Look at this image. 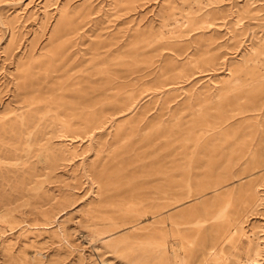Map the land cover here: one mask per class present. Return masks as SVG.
Returning a JSON list of instances; mask_svg holds the SVG:
<instances>
[{
    "label": "rangeland",
    "instance_id": "rangeland-1",
    "mask_svg": "<svg viewBox=\"0 0 264 264\" xmlns=\"http://www.w3.org/2000/svg\"><path fill=\"white\" fill-rule=\"evenodd\" d=\"M263 47L264 0H0V264H264Z\"/></svg>",
    "mask_w": 264,
    "mask_h": 264
},
{
    "label": "bare ground",
    "instance_id": "bare-ground-1",
    "mask_svg": "<svg viewBox=\"0 0 264 264\" xmlns=\"http://www.w3.org/2000/svg\"><path fill=\"white\" fill-rule=\"evenodd\" d=\"M186 22V21H185ZM182 25H184V24H182ZM186 26V25H185ZM264 48V47H263ZM259 55V54H258ZM228 88V87H227ZM231 88V87H230ZM227 90V89H226ZM225 91V90H224ZM236 91V90H235ZM229 92V91H228ZM222 94V93H221ZM223 95V94H222ZM225 96V95H224ZM222 98V97H221ZM208 105V104H207ZM207 105H206V107H207ZM209 107V106H208ZM158 193V192H157ZM172 194V193H171ZM168 195V194H167ZM171 198V197H170ZM156 199V198H155ZM170 200V199H169ZM157 202H159V201H157ZM160 204H163V203H161L160 202ZM154 205V204H153ZM159 206H161V205H159ZM163 207V206H162ZM135 208V207H134ZM168 208H170L169 206H168ZM142 209V208H141ZM165 209V208H164ZM163 209V210H164ZM157 210V209H156ZM141 212V211H140ZM146 212V211H145ZM155 212V211H154ZM160 212V211H159ZM170 214V213H169ZM143 215V214H142ZM142 215H141V217H142ZM154 215V214H153ZM155 215H157V214H155ZM158 215H159V213H158ZM161 215V214H160ZM134 216V215H133ZM144 216V215H143ZM169 216V215H168ZM141 217H139V218H141ZM165 217H166V215H165ZM171 217V216H170ZM135 218V217H134ZM167 218V217H166ZM165 219V218H164ZM135 220H136V218H135ZM134 220V221H135ZM138 222V221H137ZM160 222V221H159ZM157 224V223H156ZM159 224V223H158ZM3 224L2 223H0V227L2 226ZM136 225V224H135ZM138 225V224H137ZM2 229V228H1ZM180 231V230H179ZM174 233V232H173ZM175 233H178V232H175ZM162 236H163V234H162ZM183 238V237H182ZM164 239V238H163ZM173 239V238H172ZM175 239V238H174ZM166 240V239H165ZM180 241V240H179ZM169 242V241H168ZM156 243V242H155ZM166 243V242H165ZM172 243V242H171ZM173 244V243H172ZM175 244V243H174ZM170 245V244H169ZM169 247H171V246H169ZM162 249V248H161ZM160 250V249H159ZM163 250V249H162ZM161 250V251H162ZM175 250H177V249H175ZM169 251H170V249H169ZM163 252V251H162ZM166 252V251H165ZM180 252V251H179ZM169 253V252H168ZM171 254V253H170ZM160 255V254H159ZM172 255V254H171ZM156 256V255H155ZM174 256V255H173ZM180 256H182V255H180ZM185 256V255H184ZM153 257V256H152ZM151 257V258H152ZM168 257H169V255H168ZM172 257V256H171ZM164 258V257H163ZM167 258V257H166ZM159 260V259H158ZM166 260V259H165ZM175 260H177V259H175ZM185 260V259H184ZM161 261H162V257H161ZM160 261V262H161ZM168 261V260H167ZM174 261V260H173ZM180 261H182V259L180 260ZM163 262H164V260H163ZM166 262V261H165ZM181 263V262H180ZM187 263V262H186ZM157 264V263H156ZM164 264V263H163ZM168 264V263H167ZM176 264V263H175Z\"/></svg>",
    "mask_w": 264,
    "mask_h": 264
}]
</instances>
